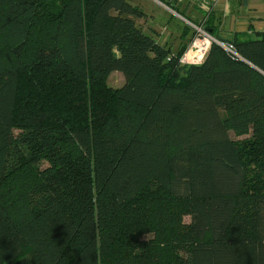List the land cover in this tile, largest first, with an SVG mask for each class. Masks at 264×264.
Instances as JSON below:
<instances>
[{
  "label": "trees",
  "instance_id": "1",
  "mask_svg": "<svg viewBox=\"0 0 264 264\" xmlns=\"http://www.w3.org/2000/svg\"><path fill=\"white\" fill-rule=\"evenodd\" d=\"M145 18L0 0V264H264V35L182 64Z\"/></svg>",
  "mask_w": 264,
  "mask_h": 264
},
{
  "label": "crops",
  "instance_id": "2",
  "mask_svg": "<svg viewBox=\"0 0 264 264\" xmlns=\"http://www.w3.org/2000/svg\"><path fill=\"white\" fill-rule=\"evenodd\" d=\"M154 1L172 15H177L180 20L182 16L197 22H201L207 18L215 35L223 40L222 43H229L236 33H245L252 38H259V35H264V0H257L256 2H251L250 0ZM136 2L134 4L141 7L146 13V18L139 19L138 23L158 43L170 48L174 54L181 48L189 46L194 34L189 35L185 30L184 33L182 32L179 36L175 37L174 33H169L164 27H161L163 24L157 21L156 15L148 11L141 1ZM237 2L239 5H242L241 9L244 7L240 11V14L233 11V5ZM169 5L173 6L176 10L172 9ZM183 22L186 23L184 20ZM185 28L187 29V26Z\"/></svg>",
  "mask_w": 264,
  "mask_h": 264
},
{
  "label": "rangeland",
  "instance_id": "3",
  "mask_svg": "<svg viewBox=\"0 0 264 264\" xmlns=\"http://www.w3.org/2000/svg\"><path fill=\"white\" fill-rule=\"evenodd\" d=\"M136 1H141L145 5L146 9H148V11H150V12H152V14L156 15L157 21L162 23L163 25H165V26L161 25V27H164V29H166L167 32H169V33H174L175 37L179 36L182 32L184 33L185 30H186V33L189 35H192V34L196 35V28L194 27V25L184 23L183 20L182 19L180 20L177 15H172L169 11H167L164 7L160 6V4H158L154 0H132V3L133 4L137 3ZM250 1L256 2L257 0H250ZM241 6L242 5H239L238 2L235 3L233 5L234 13L240 14V11L242 9H244V7H242V9H241L240 8ZM137 22H138V20H137ZM185 24L189 25L190 28L186 29ZM124 82H125V79H124L123 74L121 72H118V71L112 72L109 75L108 80H107L108 85L113 87V88L121 87L124 84ZM184 221L188 223L190 221V217L185 216Z\"/></svg>",
  "mask_w": 264,
  "mask_h": 264
},
{
  "label": "built area",
  "instance_id": "4",
  "mask_svg": "<svg viewBox=\"0 0 264 264\" xmlns=\"http://www.w3.org/2000/svg\"><path fill=\"white\" fill-rule=\"evenodd\" d=\"M182 19L186 23L194 25V27L196 28V37L194 36L195 38L192 40V43L188 46L187 50L180 58V62L182 64L202 63L206 58L211 43L213 41H216V38H214L209 32H207L202 25L199 26L196 23L192 22L193 20L191 21L184 16H182ZM222 46L231 55L238 56L230 43H222Z\"/></svg>",
  "mask_w": 264,
  "mask_h": 264
},
{
  "label": "water",
  "instance_id": "5",
  "mask_svg": "<svg viewBox=\"0 0 264 264\" xmlns=\"http://www.w3.org/2000/svg\"><path fill=\"white\" fill-rule=\"evenodd\" d=\"M216 42L219 43L220 45H222V42H220L219 40L216 39Z\"/></svg>",
  "mask_w": 264,
  "mask_h": 264
}]
</instances>
